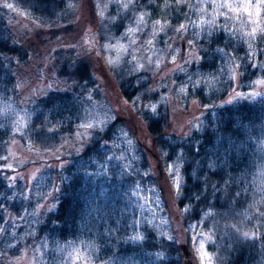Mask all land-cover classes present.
I'll return each mask as SVG.
<instances>
[{
    "label": "trees",
    "instance_id": "16d2710c",
    "mask_svg": "<svg viewBox=\"0 0 264 264\" xmlns=\"http://www.w3.org/2000/svg\"><path fill=\"white\" fill-rule=\"evenodd\" d=\"M13 1L38 19L40 31L46 27L55 31L53 26L57 23L72 27L67 0ZM152 1L133 0L114 21L100 22L96 29L99 40L105 42L119 36ZM191 6L192 0H173L168 19L155 37H163L168 47L176 45L179 60L190 67L216 70L220 49L236 51L240 65L220 89L211 93L197 89L189 96L197 101L207 119L211 110L217 114L214 120L209 118L204 128L193 129L189 134L175 129L169 106L160 101L162 91L154 85L152 73L136 68L129 53L107 69L128 112L117 113L104 128L82 129L79 106L88 94L99 91L90 67L91 56L77 54L70 46L50 49L60 67L54 71L50 88L30 101L32 114L22 134L16 137L26 142L33 154L57 147H62L63 153L50 162L34 159L27 163L47 165L46 182L36 187L32 179L23 176L27 164L6 166L3 156L12 134L0 124V264L19 258L24 247L35 250L45 239L65 242L79 235L94 243L97 261L195 264L187 230L182 236L173 232L171 237H164L143 225L140 240L135 234L132 236L130 187L145 177L157 183L163 167L176 160L180 164V186L175 200L184 211L179 217L183 229L193 222L202 223L203 229L213 235L216 264L262 263L264 190L253 174L264 159V147L260 145L264 138V98H254L244 90L257 78L264 79V24L256 36V60L221 30H212L200 38H185L181 25L190 22ZM64 21L69 23L64 25ZM9 23L5 10L0 8V90L16 94L18 73L32 58L45 56V50L27 37L16 38ZM184 40L190 42L185 44ZM187 48L188 54L184 53ZM50 67L47 64L48 72ZM47 71L40 75L47 76ZM120 127L137 132L144 127L147 139L145 143L137 141L139 165L148 168L149 152L154 153L156 163L149 165L148 176L139 172L116 176L109 167L105 178L90 177L82 163L87 158L102 160L104 148ZM77 131L89 135L81 143L64 146V142L76 143ZM155 167L158 171L154 176Z\"/></svg>",
    "mask_w": 264,
    "mask_h": 264
},
{
    "label": "rangeland",
    "instance_id": "374dc122",
    "mask_svg": "<svg viewBox=\"0 0 264 264\" xmlns=\"http://www.w3.org/2000/svg\"><path fill=\"white\" fill-rule=\"evenodd\" d=\"M132 1L67 0L66 5L70 9L68 18L72 27H64L57 23V26H53L55 31H50L47 27L40 31V22L28 11L13 0H0V8L5 10L9 18L8 28L16 38L27 37L36 42L41 50H45V56L32 58L25 67H21L16 94L0 90V124L12 134L6 155L3 156L6 166L25 165L30 161L33 162L34 159H46L50 162L63 153L62 147H57L49 152L33 154L27 143L16 137L22 134L32 114L30 101L34 96L44 94L54 82V71L60 65L52 56L50 49L60 45L70 46L82 56L89 54L90 67L99 84L98 93L88 94L79 106V126L82 129L104 128L117 113L126 115L125 112H128L127 106L116 93L107 71L111 65L119 63L126 53L131 55L136 68L147 69L152 73L154 85L162 91L160 101L169 106L170 120L176 130L189 134L193 129L204 128L209 118L211 120L216 118L217 114L211 110L207 119L197 101L190 99L189 96L197 89L211 93L234 77L240 65L236 51L220 49L217 52L216 70L208 68L205 70L183 64L179 60V48L176 45L168 47L163 37H155L168 19L167 11L173 0H153L152 4H147L133 21L125 26L119 36L101 42L96 30L98 24L114 21ZM221 4L225 7H219ZM227 5H239V7L232 9ZM263 12L264 0H192L190 22L181 27L185 38L188 39L207 36L215 29L221 30L223 35L229 36L233 42L240 43L247 55L254 56L257 60L255 41L257 34L263 29ZM65 15L67 17V12ZM141 16L144 17L143 22L138 24ZM66 23L69 22H63L64 25ZM253 28L257 29L255 37L246 35ZM60 38L65 39L59 40ZM184 41L185 44L190 42ZM186 52L188 54V48L184 50V53ZM47 64L51 65L50 72L46 68ZM259 64L262 65L263 60ZM41 71H47V76H41ZM176 76L179 77L175 79ZM233 83H235L234 79ZM248 87L250 88L244 90L245 93L254 98H264L263 78H257L253 85ZM151 109L154 112L156 105L154 104ZM144 130V127L138 132L134 128L131 129L132 132L125 127L117 128L101 154L102 160L87 158L82 163L87 168L88 175L94 179H102L106 177L109 167H112L116 176L135 172L148 176L149 165L156 163V157L153 152L151 154L149 152L147 156L149 165L146 164L148 168L144 166L142 169L139 165L141 157L137 152L139 147L137 141L141 140L145 143L147 136H144ZM88 135L87 132L77 131L74 139L76 143L64 142L63 145L72 146L81 143ZM143 142L142 146H144ZM260 145L264 147V138H261ZM176 161L163 167L164 171L162 170L157 183L145 177L137 180L130 187L128 202L133 217L132 236L135 234L140 240L143 225H148L159 236L164 237H171L173 232L182 236L187 230L191 238L195 264H216L213 235L203 229L202 223L193 222L186 229L180 225L179 217L184 211L178 207L175 200L180 186V164ZM42 164V162H39L40 166L27 164L23 172V176L32 179L36 187L45 183L47 179V165ZM157 171L155 167L152 171L154 176L157 175ZM253 175L258 186L264 190V159L256 165ZM93 244L82 235L65 242L45 239L35 246V250L24 247L19 258L7 264H127V261H97L93 255ZM159 254L162 256L161 253ZM147 257L149 259L150 255ZM261 264H264V260Z\"/></svg>",
    "mask_w": 264,
    "mask_h": 264
},
{
    "label": "snow or ice",
    "instance_id": "6c2138e0",
    "mask_svg": "<svg viewBox=\"0 0 264 264\" xmlns=\"http://www.w3.org/2000/svg\"><path fill=\"white\" fill-rule=\"evenodd\" d=\"M7 6L10 7V5H7ZM219 7H225V5L221 4ZM227 7H228V8L235 9V8H238L239 5H236V6H234V5H227ZM143 19H144V17L141 16V17H140V21H138V24H139V23H142V22H143ZM157 23H159V21H157ZM201 23H203V21H201ZM209 23H214V21H209ZM256 33H257V29H256V28H253V29L251 30V32L246 33V35H249V36L255 37ZM201 247H202V245H201Z\"/></svg>",
    "mask_w": 264,
    "mask_h": 264
}]
</instances>
